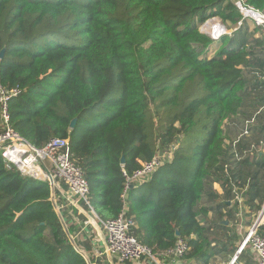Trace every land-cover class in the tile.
Here are the masks:
<instances>
[{
  "label": "trees",
  "instance_id": "16d2710c",
  "mask_svg": "<svg viewBox=\"0 0 264 264\" xmlns=\"http://www.w3.org/2000/svg\"><path fill=\"white\" fill-rule=\"evenodd\" d=\"M238 1L264 12V0ZM210 17L235 27L242 20L234 0H0V84L21 89L9 102L11 126L36 148L68 138L97 217L124 210L134 223L130 234L161 261L176 259L166 251L182 238L188 251L179 258L210 264L211 228L200 218L208 209L199 202L208 191L217 207L225 205L213 189L221 172L244 186L240 171L222 169L223 124L242 103L241 66L252 53L244 32H233L206 56L213 39L199 23ZM257 62L262 70L264 60ZM240 139L235 146L251 147ZM172 144L174 158L195 159L190 180L152 174L147 194L141 184L124 199L123 170L132 174ZM256 187L250 204L264 195ZM55 194L0 155V264H88L68 236Z\"/></svg>",
  "mask_w": 264,
  "mask_h": 264
},
{
  "label": "built area",
  "instance_id": "2783aa9c",
  "mask_svg": "<svg viewBox=\"0 0 264 264\" xmlns=\"http://www.w3.org/2000/svg\"><path fill=\"white\" fill-rule=\"evenodd\" d=\"M235 5L242 15V20H251L254 27L262 29L264 32V12L243 6L240 1H237ZM242 20L237 23L235 29L242 25ZM20 93L21 89L17 86L7 88L0 84V155L6 166H15L21 174L47 181L50 186H53L55 182H63L72 195L90 206L88 202L89 184L81 167L71 158L69 139L53 137L43 147L36 148L22 138L11 126L9 102L12 98L18 97ZM252 121L253 119L246 120L243 123L237 140L242 136L249 137ZM237 140L232 141L233 145ZM176 147V144H172L168 149L159 151L150 161L142 162L140 168L133 171L132 174L123 170L122 197L125 199L128 191L132 189L131 186L134 188L144 184L150 179L153 172L170 161ZM232 152L236 153L235 150ZM225 166L227 168L228 164ZM48 174L52 176V184ZM233 191L236 192L235 189ZM96 218L105 231V252L118 256L121 262L161 264L146 245L141 244L130 234V228L134 223L131 218L125 217L124 210L112 219L103 221ZM247 246L257 254L256 264H264V211L263 213L259 212L252 228L243 238L228 264H237L239 253ZM187 251L186 240L178 238L175 246L167 250L166 253L179 258Z\"/></svg>",
  "mask_w": 264,
  "mask_h": 264
},
{
  "label": "rangeland",
  "instance_id": "374dc122",
  "mask_svg": "<svg viewBox=\"0 0 264 264\" xmlns=\"http://www.w3.org/2000/svg\"><path fill=\"white\" fill-rule=\"evenodd\" d=\"M237 1L238 0H234V4ZM216 24H221V26L224 28V32L223 34L214 37L212 34V27ZM199 30L202 33L208 35L210 38L213 37V43L209 46L206 56L214 55V52L220 47L221 44L219 39H221V37L224 35L230 36L233 32H244V38L246 44L248 45V50L252 53L249 56L248 65L243 67L241 66L243 75L247 81L244 90L241 92L242 103L236 116L225 121L223 124V130L225 133L224 148L227 151L225 162L228 164V168H232V170H234L236 173L240 171L239 175L240 178L244 180V186L237 184L236 179L229 171H227V173L221 172V174L217 176L219 179L217 180L216 178L214 181L216 184H221L220 181L222 180L225 183L223 184L224 188L228 189L225 191V189L220 186V193L215 190L219 194L220 202L223 201L225 203L224 206L227 208H232L235 204L239 211L242 212L244 209H246L247 204H250L248 203V193L251 189V185L257 183V187L262 185L264 188V68L261 70L258 66V62L255 64L257 60H264V32L262 29L254 27L253 22L249 19H243L242 25L235 29L234 25L230 23L224 24L218 17H210L202 23H199ZM236 41L239 44L238 40ZM256 41L258 42L256 43ZM228 44L229 41L225 46ZM251 119H253V121L250 124L251 133L249 137L242 136L240 139V143L243 140L244 144L251 143V147L249 145H242V149L245 150H241L240 147L238 148L237 146L233 145L232 140L238 136L243 123L246 122V120ZM233 150H235V154L232 152ZM257 156L260 159V166H258V159H256ZM185 159L187 162L184 161ZM243 160L247 161L243 164ZM195 166V159H191V157H185L183 154H179L177 158H174L173 153L170 161L153 172V174H156V180L165 176V178H173L177 181L187 183L190 180V176ZM223 168L225 171L227 170L225 165L224 167L222 166V169ZM152 177L154 178V176ZM211 180L213 179L211 178ZM144 185L145 190H143V192L147 194L149 191V183L145 182ZM234 189L236 192L233 191ZM211 191H213V189H211ZM209 194L207 195V198L210 200ZM229 200L231 201V204L227 205L226 203H228ZM256 201H258V205L255 210L257 211L258 215L264 203V195L262 197H258ZM211 202L214 203V201ZM253 204L254 203H252L251 206H253ZM234 218L236 219L235 216ZM236 223H238L239 226L242 224L240 223V217L238 220H236ZM253 224L254 221L252 224L249 223L247 227H243L242 231H238L239 233L237 235L239 237L242 236L238 246L240 245L243 238L248 234ZM233 229H235V227ZM212 233L213 231L211 230L208 234L213 239L215 236H213ZM214 235H216L214 240L219 239L215 232Z\"/></svg>",
  "mask_w": 264,
  "mask_h": 264
},
{
  "label": "crops",
  "instance_id": "0c3cea01",
  "mask_svg": "<svg viewBox=\"0 0 264 264\" xmlns=\"http://www.w3.org/2000/svg\"><path fill=\"white\" fill-rule=\"evenodd\" d=\"M260 186L262 187V185ZM54 188L56 189V210L60 218L63 221L65 220V224H67H64L66 231L68 232L67 228L71 231L70 234L68 233L70 240L77 242L80 247V250H78L84 256L88 264H133L129 261L121 262L118 256L105 252V231L96 218L97 215L90 203V206H88L82 200L72 195L67 189V186L64 187L61 182H55L53 185V189ZM213 189L220 193V184L214 182ZM205 194V196H202L198 205V207L208 209L206 215H200L201 222L204 226H209L211 228L213 236L216 237V235H214L215 232L219 237V239L216 240H214L215 237L213 239L211 238V244L215 249V254L210 264H228L234 252H236L238 243L242 238V236L239 237L237 235L239 233L238 231H242V228L247 227L249 223L252 224L257 217V211L255 209L257 208L258 201L255 200L253 206H251L252 203L247 204L246 209L241 212L235 204L232 208H227L223 205L217 207V203H212L207 198L208 194L206 192ZM226 204L230 205L231 201L229 200ZM239 217L240 223H242L240 226L236 223ZM219 223L225 225V227L219 228L217 225ZM234 227L235 229H233ZM209 231L208 229L207 233ZM220 249L221 251H219ZM159 261L161 264L201 263V261L196 259L187 260L178 257L170 261H161L160 259ZM256 262L257 254L252 251L249 246L245 247L237 257V264H256ZM146 264L151 263L146 262Z\"/></svg>",
  "mask_w": 264,
  "mask_h": 264
},
{
  "label": "water",
  "instance_id": "95a60500",
  "mask_svg": "<svg viewBox=\"0 0 264 264\" xmlns=\"http://www.w3.org/2000/svg\"><path fill=\"white\" fill-rule=\"evenodd\" d=\"M200 31V30H199ZM201 32V31H200ZM3 55H4V49H2L1 51H0V59H2V57H3ZM75 123H76V119L74 118L71 122H70V127L71 128H73L74 126H75ZM124 162V157L122 156L121 157V163H123ZM48 178H49V180L51 181V184H52V176L50 175V174H48ZM131 188H133L132 186H131ZM51 189L53 190V186H51ZM263 211H264V203H263V205H262V208H261V210H260V213H263ZM226 223V222H225ZM176 235H178V232H176Z\"/></svg>",
  "mask_w": 264,
  "mask_h": 264
},
{
  "label": "bare ground",
  "instance_id": "6f19581e",
  "mask_svg": "<svg viewBox=\"0 0 264 264\" xmlns=\"http://www.w3.org/2000/svg\"><path fill=\"white\" fill-rule=\"evenodd\" d=\"M212 29H213L212 34L214 37H216L220 34H223V32H224V28H223V26H221V24L213 25Z\"/></svg>",
  "mask_w": 264,
  "mask_h": 264
}]
</instances>
